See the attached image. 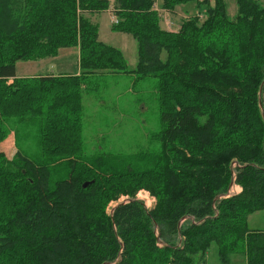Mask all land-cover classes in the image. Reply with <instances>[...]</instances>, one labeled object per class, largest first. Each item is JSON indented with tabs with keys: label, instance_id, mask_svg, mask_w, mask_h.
Returning <instances> with one entry per match:
<instances>
[{
	"label": "trees",
	"instance_id": "16d2710c",
	"mask_svg": "<svg viewBox=\"0 0 264 264\" xmlns=\"http://www.w3.org/2000/svg\"><path fill=\"white\" fill-rule=\"evenodd\" d=\"M157 2L0 0V146L10 119L33 118L42 151L36 162L17 149L0 167V264H203L214 243L264 264V230L248 226L264 212V0H236L234 17L227 0H163L166 13L207 9L176 32ZM105 11L135 40L134 69L86 17ZM70 48L79 75L17 76L19 62ZM103 73L158 79L156 152L86 154L82 92ZM233 184L242 191L227 197ZM143 189L151 210L135 198Z\"/></svg>",
	"mask_w": 264,
	"mask_h": 264
},
{
	"label": "rangeland",
	"instance_id": "374dc122",
	"mask_svg": "<svg viewBox=\"0 0 264 264\" xmlns=\"http://www.w3.org/2000/svg\"><path fill=\"white\" fill-rule=\"evenodd\" d=\"M227 2L229 15L234 17L237 12L236 0H227ZM210 3L214 5L213 1ZM206 10L205 6L203 9H198L196 3L179 6L173 13H162L161 27L176 32L185 19L197 15L200 11L205 17ZM86 17L89 18L90 15L87 14ZM108 18L106 15L100 16L103 23H108ZM112 25L111 23V28ZM106 32L103 29L101 40L112 46L119 45V49H122L125 54L129 68L134 69L138 62V54L136 42L132 36L124 35V39L119 37L115 40H108ZM36 66L38 65L36 64ZM44 66L46 70L36 69L29 63L22 62L17 66L18 74L26 77L36 73L40 75L52 73L55 76L63 75L64 72L73 75L80 73L77 56L63 58L59 62ZM82 95L84 109L83 140L87 155L129 156L142 152L152 153L158 150L160 142L157 141L155 135L162 129L158 79L153 77L138 79L136 75L123 73H103L90 77ZM24 120L26 122L14 118L8 121L9 124H6L13 135L11 140L0 146V167L3 160L12 158L17 149L33 161H42L39 122L33 118ZM78 163L72 160L69 165L73 170L72 177L76 180L81 179L82 173H84V165ZM235 187L236 185L233 184L230 189L231 195L237 194ZM146 197L149 202L153 199L155 203L152 205L153 207L157 204L156 197L144 189L140 190L135 198L146 207L144 200ZM129 202L128 196L120 197L109 205L108 214H112L119 205ZM263 222L264 212H260L249 219L248 226L253 230L261 227ZM186 223L185 219L181 222V226ZM203 264H248V258L244 250L236 253H224L220 246L214 243L209 248Z\"/></svg>",
	"mask_w": 264,
	"mask_h": 264
},
{
	"label": "crops",
	"instance_id": "0c3cea01",
	"mask_svg": "<svg viewBox=\"0 0 264 264\" xmlns=\"http://www.w3.org/2000/svg\"><path fill=\"white\" fill-rule=\"evenodd\" d=\"M162 5H163V0H158V2H157V5H156V9L158 10V12L159 13H164L165 11L162 9ZM90 15V19H91V21L93 22V23H95V24H97L98 25V27H99V39H100V41H102L101 40V38H102V31H103V29L105 30V31H107L105 34L108 36V40H115L116 38H119V37H121L120 39H124L123 37H125L124 35H126V34H123V33H114V32H112L111 31V23L112 24H115L114 22H113V19L114 20H117V18H115L114 16H113V14L111 13V11H105V12H102V13H98V14H89ZM101 15H106V16H108L109 18H108V23L107 22H102V20L100 19V16ZM164 29V28H163ZM169 31V30H168ZM171 31V30H170ZM173 32H175V31H173ZM126 39V38H125ZM131 41V40H130ZM103 42V41H102ZM104 43H107V44H109L108 42H104ZM115 47H117V48H119V45L118 46H115ZM124 47V46H123ZM122 50V49H121ZM72 56H77L78 57V63H79V56H80V52H79V49L78 48H70V49H62V50H60V53H59V55L57 56V57H55V58H51V59H45V60H41V61H38V62H36V61H30V62H24V63H29L31 66H34V67H36V69H39V68H42V69H45L46 67L44 66V65H50V64H53V63H56V62H59L61 59H63V58H67V57H72ZM20 63H22V62H19L18 64H17V66L20 64ZM36 64L38 65V66H36ZM56 66V65H55ZM46 70V69H45ZM80 72V71H79ZM52 74V73H51ZM63 74H70V75H73V74H71V73H67V72H64ZM45 75H47V74H45ZM52 75H54V74H52ZM17 76L18 77H24V78H29V77H39V76H42V75H40L39 73H36V74H31V75H29V76H19V74H18V67H17ZM235 191H237L236 193L237 194H239L241 191H242V189H241V187H239V186H236L235 187ZM253 216V215H252ZM251 216V217H252ZM250 217V218H251ZM249 218V219H250ZM263 226V227H262ZM256 230H264V222H263V224L261 225V227H259V228H256V229H253V231H256Z\"/></svg>",
	"mask_w": 264,
	"mask_h": 264
},
{
	"label": "built area",
	"instance_id": "2783aa9c",
	"mask_svg": "<svg viewBox=\"0 0 264 264\" xmlns=\"http://www.w3.org/2000/svg\"><path fill=\"white\" fill-rule=\"evenodd\" d=\"M113 22H114V23H117V21L114 20V19H113ZM231 192H232V191H229V192H228L229 194H228L227 196H231V194H230ZM144 200L146 201V202H145V204H146V208H147L148 210H151L152 207H153L152 205L155 204L154 201H153V199H152L151 202H149V200L147 199V197L144 198Z\"/></svg>",
	"mask_w": 264,
	"mask_h": 264
},
{
	"label": "bare ground",
	"instance_id": "6f19581e",
	"mask_svg": "<svg viewBox=\"0 0 264 264\" xmlns=\"http://www.w3.org/2000/svg\"><path fill=\"white\" fill-rule=\"evenodd\" d=\"M117 21V23H118V20H116Z\"/></svg>",
	"mask_w": 264,
	"mask_h": 264
}]
</instances>
